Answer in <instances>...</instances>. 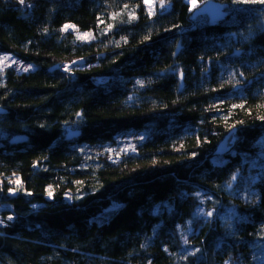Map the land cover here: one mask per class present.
I'll list each match as a JSON object with an SVG mask.
<instances>
[{
  "label": "trees",
  "instance_id": "trees-1",
  "mask_svg": "<svg viewBox=\"0 0 264 264\" xmlns=\"http://www.w3.org/2000/svg\"><path fill=\"white\" fill-rule=\"evenodd\" d=\"M152 1L0 0V264H264V3Z\"/></svg>",
  "mask_w": 264,
  "mask_h": 264
},
{
  "label": "rangeland",
  "instance_id": "rangeland-1",
  "mask_svg": "<svg viewBox=\"0 0 264 264\" xmlns=\"http://www.w3.org/2000/svg\"><path fill=\"white\" fill-rule=\"evenodd\" d=\"M190 5V9H195L199 4L195 3V5L192 4L191 0H187ZM145 3V0H144ZM157 4H161L160 1L156 2ZM147 8L151 11L154 10L155 3L152 1L151 4H146ZM11 68L15 72H27L33 69V66L30 64H26L16 58H14L11 55H3L0 57V71ZM62 70L70 71L68 69L72 68L71 64L66 63L61 65L60 67ZM27 69V70H25ZM71 129H68L67 131H70ZM100 145V144H98ZM98 145H92L88 147H84L88 153H90L92 156H95L96 154H101L102 151L108 150L111 155L116 159H118L121 155L129 154L131 156H134L137 154V150L135 146L137 145L136 137L133 134H129L127 136H116V140L114 141V145L108 147L106 144L102 143L100 146ZM108 153V154H109ZM1 180V178H0ZM8 184H14L16 183V178L10 177V179H6ZM3 183L0 181V191L2 190ZM9 194H12V189L9 190Z\"/></svg>",
  "mask_w": 264,
  "mask_h": 264
},
{
  "label": "water",
  "instance_id": "water-1",
  "mask_svg": "<svg viewBox=\"0 0 264 264\" xmlns=\"http://www.w3.org/2000/svg\"><path fill=\"white\" fill-rule=\"evenodd\" d=\"M204 15L207 17L210 24L220 22L226 16L225 9L220 5L216 0H209L201 5H198L195 9L192 10V17ZM53 67V69H55ZM4 112V109L0 106V114ZM235 130H229L226 135L221 139L217 146L216 153L224 154L228 151L231 146V141L234 136ZM78 134L77 131L71 132L68 134V138L76 136ZM26 140L25 136H14L10 139V143H20Z\"/></svg>",
  "mask_w": 264,
  "mask_h": 264
},
{
  "label": "snow or ice",
  "instance_id": "snow-or-ice-1",
  "mask_svg": "<svg viewBox=\"0 0 264 264\" xmlns=\"http://www.w3.org/2000/svg\"><path fill=\"white\" fill-rule=\"evenodd\" d=\"M21 2H23V0H21ZM191 2H192L193 5H195L196 0H191ZM237 2H252V3H255V2H257V0H237ZM258 2L264 3V0H258ZM145 3L146 4H151L152 0H145ZM161 5H163V0H161ZM68 27H69L68 25L65 26V28H68ZM85 35H87V34H85ZM25 70H27V69H25ZM48 195L51 196L52 193L49 192ZM209 215H211V213H209ZM9 219H11V217H9Z\"/></svg>",
  "mask_w": 264,
  "mask_h": 264
}]
</instances>
